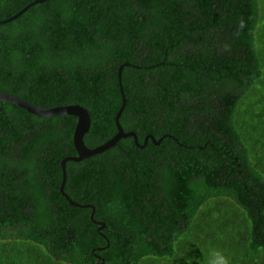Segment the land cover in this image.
<instances>
[{"label":"trees","instance_id":"trees-1","mask_svg":"<svg viewBox=\"0 0 264 264\" xmlns=\"http://www.w3.org/2000/svg\"><path fill=\"white\" fill-rule=\"evenodd\" d=\"M33 0H0V20ZM0 264H264V0H48L0 25ZM108 246L106 247V245Z\"/></svg>","mask_w":264,"mask_h":264},{"label":"water","instance_id":"water-1","mask_svg":"<svg viewBox=\"0 0 264 264\" xmlns=\"http://www.w3.org/2000/svg\"><path fill=\"white\" fill-rule=\"evenodd\" d=\"M45 1H48V0L31 1L30 3L26 4L23 8H21L15 14L11 15L8 18L0 20V25L13 21L18 16L23 14L25 11H27L31 6L37 3L45 2ZM124 66H137V65H134L129 62H124L118 68L117 76H118V84H119V90H120L122 102H121L119 109L117 110L115 114V124L117 127V132L109 140L93 148L88 147L84 141V136L88 132L91 126V121H92L90 112L86 107L80 104H67V105H58V106H53V107H44V106H40L35 103H32L18 95L7 93V92L0 90V100L4 102L15 103L32 114H35L38 116H56V115L69 114L77 118V122H76L74 133H73V143H74L77 154L67 156L61 161L62 180L60 183V192L65 198L69 200L71 204L91 208L92 212L90 214V217L92 221L98 225L99 230L102 229L105 226V224L102 221L94 219V207H92L91 204L81 205L73 201L68 195V193L65 191V184H66V179H67L66 162L69 160L81 161L84 158H88L92 155L101 153L105 151L106 149L110 148L111 146L115 145L118 142V140H120L123 137L132 136L134 138L136 145L140 147L145 146L148 143L149 139H151L155 144H159L161 141V139L156 140L152 134H148L145 136L143 144H140L138 140V136L136 135L135 131H125L120 123V116L126 105V97H125V93H124V89L122 85V69ZM107 246L108 244L106 245V247ZM98 260L99 261H97L95 264L104 263V258L98 257Z\"/></svg>","mask_w":264,"mask_h":264},{"label":"clouds","instance_id":"clouds-1","mask_svg":"<svg viewBox=\"0 0 264 264\" xmlns=\"http://www.w3.org/2000/svg\"><path fill=\"white\" fill-rule=\"evenodd\" d=\"M210 264H230V257L223 250H214Z\"/></svg>","mask_w":264,"mask_h":264}]
</instances>
